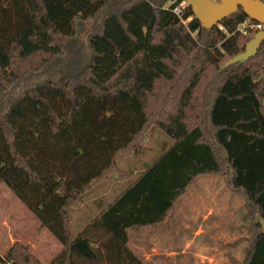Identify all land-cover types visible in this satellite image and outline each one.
Listing matches in <instances>:
<instances>
[{
    "label": "trees",
    "instance_id": "trees-1",
    "mask_svg": "<svg viewBox=\"0 0 264 264\" xmlns=\"http://www.w3.org/2000/svg\"><path fill=\"white\" fill-rule=\"evenodd\" d=\"M184 1V0H179ZM168 0H0V186L62 245L49 264H145L128 230L164 223L199 177H223L263 228L244 264H264V42L238 13L193 38ZM157 126L173 145L79 235L70 208L138 157ZM0 264H43L14 244Z\"/></svg>",
    "mask_w": 264,
    "mask_h": 264
},
{
    "label": "rangeland",
    "instance_id": "rangeland-1",
    "mask_svg": "<svg viewBox=\"0 0 264 264\" xmlns=\"http://www.w3.org/2000/svg\"><path fill=\"white\" fill-rule=\"evenodd\" d=\"M173 143L154 126L143 140L142 154L120 158L118 166L125 174L123 178L114 171L108 181L96 185L71 206L72 233H84L91 221ZM256 222L246 209L245 199L234 194L223 177L203 176L189 187L164 223L129 229V248L145 264H244L254 236L263 230ZM16 243L27 246L43 264L61 249L33 213L6 185H1L0 254L5 255Z\"/></svg>",
    "mask_w": 264,
    "mask_h": 264
},
{
    "label": "water",
    "instance_id": "water-1",
    "mask_svg": "<svg viewBox=\"0 0 264 264\" xmlns=\"http://www.w3.org/2000/svg\"><path fill=\"white\" fill-rule=\"evenodd\" d=\"M206 30L238 13L241 8L248 18L264 25V4L259 0H184ZM264 42V30L247 43L245 51L229 60L224 67L244 63L254 58Z\"/></svg>",
    "mask_w": 264,
    "mask_h": 264
},
{
    "label": "built area",
    "instance_id": "built-area-1",
    "mask_svg": "<svg viewBox=\"0 0 264 264\" xmlns=\"http://www.w3.org/2000/svg\"><path fill=\"white\" fill-rule=\"evenodd\" d=\"M217 1V0H215ZM264 4V0H259ZM187 3L185 1H179V0H168L167 4L165 5L164 9L171 10L179 19L181 24L186 28L187 32L195 38L198 30H191L189 27L190 23L193 20L192 16H186V9H187ZM217 27L219 30L227 34L228 37H230L232 34L228 32V30L222 25L218 24ZM264 30V25L259 22H254L250 18H246L242 23H240L235 32H238L242 34L243 36H251L255 35L257 32Z\"/></svg>",
    "mask_w": 264,
    "mask_h": 264
},
{
    "label": "crops",
    "instance_id": "crops-1",
    "mask_svg": "<svg viewBox=\"0 0 264 264\" xmlns=\"http://www.w3.org/2000/svg\"><path fill=\"white\" fill-rule=\"evenodd\" d=\"M56 240V239H55ZM57 248H58V246H57ZM59 249H60V247H59ZM58 249V251L56 252V254L54 253V255L49 259V261L46 263V264H49L50 262H51V260H53L54 259V257L58 254V253H60L61 252V250H62V245H61V249L59 250ZM1 255V254H0Z\"/></svg>",
    "mask_w": 264,
    "mask_h": 264
}]
</instances>
